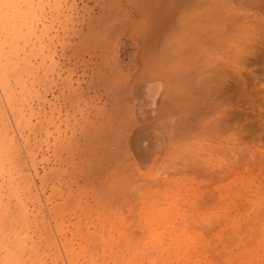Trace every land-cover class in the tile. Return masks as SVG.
<instances>
[{
	"label": "rangeland",
	"instance_id": "obj_1",
	"mask_svg": "<svg viewBox=\"0 0 264 264\" xmlns=\"http://www.w3.org/2000/svg\"><path fill=\"white\" fill-rule=\"evenodd\" d=\"M147 2L0 0V264H264V0H201L192 118Z\"/></svg>",
	"mask_w": 264,
	"mask_h": 264
},
{
	"label": "bare ground",
	"instance_id": "obj_2",
	"mask_svg": "<svg viewBox=\"0 0 264 264\" xmlns=\"http://www.w3.org/2000/svg\"><path fill=\"white\" fill-rule=\"evenodd\" d=\"M227 1L229 2V0ZM139 4L142 7L141 3ZM211 6L213 7V5ZM219 7L222 9L220 15L222 13L224 17L228 15L227 12H223L226 11L223 10V5H218ZM143 9L146 11L150 22L153 21L154 23L151 22L149 28H151L150 26L160 27L159 31L149 29L147 42H150V46H153L152 48L157 53L154 69L168 90L165 98L171 103H176L179 110H186L187 116L192 118L195 116L192 113L193 110H190L193 94L189 93L191 91L189 88L182 86L180 80H183V77H188V80L193 79L192 76L189 78L186 74L197 73L201 69V39L204 38L203 36L201 38V0H148ZM215 25L219 27L213 32L211 31L212 33H208V36L215 37L214 43L211 44L217 46L218 49V47H224L223 44L226 45L224 41L226 36L224 37V35L228 33L223 32L224 26ZM224 49L227 48L224 47ZM200 77L201 75L198 78ZM193 86L191 85V87Z\"/></svg>",
	"mask_w": 264,
	"mask_h": 264
}]
</instances>
